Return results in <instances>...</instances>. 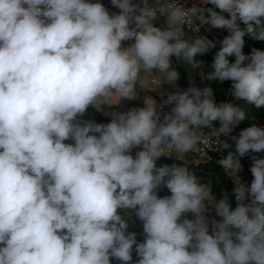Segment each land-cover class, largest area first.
<instances>
[{
    "label": "clouds",
    "instance_id": "obj_1",
    "mask_svg": "<svg viewBox=\"0 0 264 264\" xmlns=\"http://www.w3.org/2000/svg\"><path fill=\"white\" fill-rule=\"evenodd\" d=\"M110 4L118 11L101 0H0V264H132L134 246L135 264H264V158L252 156L250 185L238 175L240 157L264 152V127L232 135L246 118L238 101L264 107V50L243 52L245 36L264 41V0ZM204 26L229 35L200 72L209 83L189 77L181 89L173 57L202 69L195 58L217 47L185 38ZM225 81L232 100L217 103L211 83ZM164 84L175 90L159 91L162 103L145 95L106 124L80 120ZM221 137L235 145L217 161L235 208L188 167L156 165L201 143L223 152ZM130 211L143 242L128 231Z\"/></svg>",
    "mask_w": 264,
    "mask_h": 264
},
{
    "label": "trees",
    "instance_id": "obj_2",
    "mask_svg": "<svg viewBox=\"0 0 264 264\" xmlns=\"http://www.w3.org/2000/svg\"><path fill=\"white\" fill-rule=\"evenodd\" d=\"M106 0H101V2H105ZM243 27V25H241ZM223 34L229 35V32L226 29H222ZM264 41L255 40L250 36H245V46L243 49V52L246 54H250L252 48L261 49L263 46ZM217 47L213 48L211 51V54H204V55H198L195 59L204 61V66L201 69L202 71L210 72L212 71V62L214 59V55L216 51L219 50V45L216 44ZM230 62L235 61V57H229ZM185 72H191V75L194 79V85L197 87L203 88L206 86L209 82L206 80H203L200 76V69L193 70L190 66H181ZM179 66V68H181ZM211 86L214 89L215 92V99L217 103L219 102H227L232 100V97L229 95V90L231 88V82L225 81L223 83L220 82H212ZM238 105L245 110L246 112V118L240 122V124L234 129L232 135L238 136L240 131L250 127L252 125H256V122H260L264 124V107L262 108H256L254 105L248 104L246 101H238ZM80 120H91L95 121L96 123H108L102 113L100 111H97L95 108L90 107L87 111V113L80 117ZM257 126V125H256ZM224 140H227V142L231 145L230 148L226 149L227 153L229 151L235 150V145L231 141L230 137H225ZM72 141H66V143H71ZM135 155V153H133ZM195 158V155H192ZM252 156H257L258 158H264V152L261 153H252L250 152L245 157H240V164L241 169L243 172L250 178V183L253 179V176L250 172V168L252 166ZM177 164L179 166H186L189 168L190 171H192L201 181V183H211V190L212 194L215 196L216 199H222L224 194L228 195L229 202L232 207L236 206V200L235 196L233 194V189L235 187L234 182L231 180L229 175L224 171V169L215 161L214 159L209 158H201L196 156L195 161L191 162H185L181 160H174L171 157L168 156H162L156 161L157 167L163 166V165H169ZM160 196L164 195H170L168 190L166 188L159 190L158 193ZM188 218L191 219V214H187ZM129 228L128 231H134L137 233V242H143L144 235L142 234L140 228L142 226V222L136 217L134 211L129 212ZM209 230L211 231V225H209ZM133 260L132 264H135L136 260L138 259L136 252H135V246L133 248ZM111 264H121L120 261H117L113 259L111 261Z\"/></svg>",
    "mask_w": 264,
    "mask_h": 264
},
{
    "label": "crops",
    "instance_id": "obj_3",
    "mask_svg": "<svg viewBox=\"0 0 264 264\" xmlns=\"http://www.w3.org/2000/svg\"><path fill=\"white\" fill-rule=\"evenodd\" d=\"M193 2V0H188V4L189 6L191 5V3ZM103 4L109 9L110 12H115V11H118V9H115L112 7V5L110 4V0H106L105 2H103ZM210 7V5H209ZM157 26H159L158 22H157ZM214 31V33L216 34L215 35V38L212 37V33L209 31V29L207 28H201L200 32L196 33V32H193V31H190V32H186V36L185 38L186 39H189V40H192V39H195L197 36H207L209 39L213 40L216 44H218L220 46V41H222L224 39L225 34H223V30L222 29H211ZM127 43H130V42H126ZM260 50H264V44L263 46L261 47ZM211 50H209L208 53L206 54H211ZM246 55H248L246 53ZM173 65L174 67L177 68V70L179 71L180 73V79L179 81L177 82L178 86L181 88V89H187L188 87L192 86V84H190L189 82V77H191V80H192V83H194V79L191 75V72H185L183 70V68L181 66H188L187 64H185L182 60L180 61H177L175 57H173ZM179 66L181 68H179ZM202 70L200 69V72ZM201 76V75H200ZM174 87L173 86H170V85H167V84H164L161 89H159L157 92H149V93H145L143 91L140 92V96L137 100H134V101H122L119 105H113L111 107H108V106H105L103 108L102 111H100L103 115V117L110 122V120L112 119L110 113L111 112H114V111H119V112H124V111H127L128 109L132 108V107H143L144 106V96L145 95H149L151 97H153L154 99L157 100L158 103H161V101L166 97H161L158 92L159 91H164L165 93H170L172 91H174ZM256 125L259 126V127H264V124L260 123V122H256ZM139 149H135L133 150V153H135V151H137ZM132 153V154H133ZM172 155H178L177 153H171ZM169 157V156H168ZM172 159L174 160H180V159H177L175 156H171ZM196 158H194L192 156V153L188 154L186 157H185V160H181V161H185V162H191V161H195ZM238 175L240 176V178H243L244 181H246L245 183L248 182V184L250 185V178L243 172V170L241 169V171L238 173ZM218 200V199H216Z\"/></svg>",
    "mask_w": 264,
    "mask_h": 264
},
{
    "label": "built area",
    "instance_id": "obj_4",
    "mask_svg": "<svg viewBox=\"0 0 264 264\" xmlns=\"http://www.w3.org/2000/svg\"><path fill=\"white\" fill-rule=\"evenodd\" d=\"M159 26L163 24V18H161L160 21H158ZM203 28H207V26H204ZM192 30L190 29H185V32H190ZM212 33V37L215 38V34L213 30H209ZM166 98V97H165ZM163 102V100L161 101V103ZM169 110V107H164L163 109H158V111H162V112H167ZM214 127H219L218 122H214ZM204 131L207 133L210 130L209 129H204ZM225 137H221L222 140H224ZM200 151L198 152H193L192 154L201 158H209V159H214L215 161H218L222 156H226L227 155V150L225 149L223 152L220 151H215V150H210L209 151V147L203 143H201L199 145ZM230 177V176H229ZM231 178V177H230ZM231 180L233 181V179L231 178Z\"/></svg>",
    "mask_w": 264,
    "mask_h": 264
},
{
    "label": "rangeland",
    "instance_id": "obj_5",
    "mask_svg": "<svg viewBox=\"0 0 264 264\" xmlns=\"http://www.w3.org/2000/svg\"><path fill=\"white\" fill-rule=\"evenodd\" d=\"M193 155V154H192ZM194 157V156H193ZM195 158H196V156H195ZM241 181L243 182V183H245L246 181H244V179L243 178H241ZM246 185H249L248 184V182L247 183H245ZM232 208H235V207H232ZM211 217H214V213H211L210 214V218ZM216 219H219V217H215ZM140 230H141V232H142V234L144 235V233H143V226H141V228H140ZM210 231V230H209ZM210 233H211V231H210Z\"/></svg>",
    "mask_w": 264,
    "mask_h": 264
}]
</instances>
